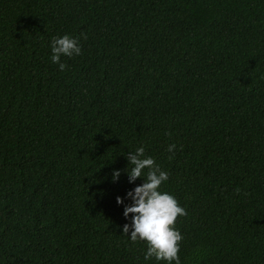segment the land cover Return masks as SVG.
<instances>
[{
	"label": "trees",
	"instance_id": "1",
	"mask_svg": "<svg viewBox=\"0 0 264 264\" xmlns=\"http://www.w3.org/2000/svg\"><path fill=\"white\" fill-rule=\"evenodd\" d=\"M137 147L181 264H264V0H0V264H157L116 203Z\"/></svg>",
	"mask_w": 264,
	"mask_h": 264
},
{
	"label": "clouds",
	"instance_id": "2",
	"mask_svg": "<svg viewBox=\"0 0 264 264\" xmlns=\"http://www.w3.org/2000/svg\"><path fill=\"white\" fill-rule=\"evenodd\" d=\"M81 51L76 38L69 35L53 37L50 60L62 72L67 65L61 58L79 56ZM176 147L175 144L168 146L170 158L175 154ZM126 158L131 165L126 170L128 183L135 184L138 178H142L144 182L128 191L125 197H116L117 205L123 207L125 220L129 221L122 225V232L132 242H146V261L154 258L157 264H181L179 252L183 236L175 227V222L178 217L185 216L186 211L174 196L161 190L162 185L168 181V173L152 157L146 156L144 147L129 151ZM120 175L119 170H114L112 182H118ZM125 200L131 203L126 204Z\"/></svg>",
	"mask_w": 264,
	"mask_h": 264
}]
</instances>
